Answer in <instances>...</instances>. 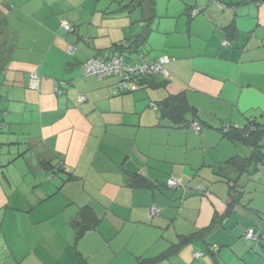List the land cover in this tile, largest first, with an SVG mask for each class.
<instances>
[{"label":"crops","instance_id":"0c3cea01","mask_svg":"<svg viewBox=\"0 0 264 264\" xmlns=\"http://www.w3.org/2000/svg\"><path fill=\"white\" fill-rule=\"evenodd\" d=\"M219 1L205 2L183 29L160 21V43L143 52L172 57L169 75L122 92L117 77L85 75L82 62L127 42V17L113 21L89 0H0V130L38 157L32 181L40 189L20 206L30 220L26 264H264V159L240 172L229 159L254 151L221 131L264 125V1ZM141 26H130L131 38ZM33 71L38 89L28 85ZM177 94L196 109L179 125L160 113ZM42 159L61 171L47 172ZM83 209L97 224L78 238ZM249 228L260 243L246 237Z\"/></svg>","mask_w":264,"mask_h":264},{"label":"rangeland","instance_id":"374dc122","mask_svg":"<svg viewBox=\"0 0 264 264\" xmlns=\"http://www.w3.org/2000/svg\"><path fill=\"white\" fill-rule=\"evenodd\" d=\"M89 1L98 4V9L101 10L102 14L105 11V13H108L105 15L113 16L114 18H111L113 21L124 22L123 20L127 17L129 39L133 34L130 33V26L135 25L136 28H142L140 20L147 17V13H145L147 3L141 4L143 0ZM207 1H209V4L215 3V5L220 2L216 0H155L156 17L150 24L152 37L149 42H145L141 50L149 52L148 46H150L151 42L156 44L160 43L156 42L160 21L161 24H174L179 20V28L183 29L185 21L190 19L185 12L187 5H195L201 8ZM124 6H126L125 9H121ZM142 7L145 11L141 9ZM203 14L204 11L192 18L191 22L198 16L201 18ZM132 55L133 57L137 56L136 54ZM160 113L162 116V111ZM234 125L242 126L236 123ZM7 135L8 132H1L0 130V264H26L23 258L26 250L23 236H25V229H27V224L30 220L27 211L25 209L22 210L20 206H23L25 202H29L30 200L28 198L32 197L40 189V186L33 185L34 183L32 181L35 172L33 164H37L38 157L33 150L34 158H32V149H30L25 139L19 135L11 139L7 137H10L12 133H9V136ZM12 208H20L19 210L21 211L8 212L9 215L10 213H17V215L5 219V211H11ZM39 225L38 227L41 228V224ZM18 228L21 229L20 233L16 232ZM10 231L13 233L11 239L9 238ZM32 231L38 232V230L35 231L33 229ZM4 234H7V237ZM33 237L34 239H39L37 234H34ZM10 252L16 254L17 261L14 258V254Z\"/></svg>","mask_w":264,"mask_h":264},{"label":"trees","instance_id":"16d2710c","mask_svg":"<svg viewBox=\"0 0 264 264\" xmlns=\"http://www.w3.org/2000/svg\"><path fill=\"white\" fill-rule=\"evenodd\" d=\"M217 1H219V0H217ZM255 1L260 3V2H263L264 0H255ZM143 3H147V8H146V13H147L146 16L147 17L145 16L146 18L141 20V22L144 26L142 32L140 34L134 36L133 38L129 39L127 42L121 41V42L114 43L112 45V47L102 51V53L100 52L96 56L105 55L108 52H111L113 49H120L123 53H125L126 56H128L132 60H136L139 57L140 53L144 54L150 62L156 61L159 58L158 57L157 59L151 60V59H149L148 55L145 54L141 50L142 49L141 47L145 44V42L147 43L148 37L152 32V28H151L150 24L153 21V19L156 17L155 0H143L141 2V4H143ZM125 7L126 6L122 7L121 9H125ZM141 9L143 11H145L143 9V7ZM202 11H203L202 9L198 8L195 5H187L185 12L187 13L188 17L190 19H192V18L196 17L198 14H200ZM0 22H2V21H0ZM63 23H62V25H63ZM230 26L231 25H228L227 27H225L226 30L227 29L230 30V28H231ZM63 27H64V25H63ZM73 27H74L73 31H68L65 29V27H64V29L66 32H75V26H73ZM125 45H127V46H125ZM132 54H136L137 56L133 57ZM92 57H94V56H92ZM169 58H170V61L173 60L172 57H169ZM168 63H166V64H168ZM156 77H162V76L155 75V74L145 75V76H142L141 78H139L136 82H133V81L130 82V86H131V84L143 85V84L147 83L148 81H150L151 79L156 78ZM55 91L57 93H62L63 92L62 86L56 87ZM161 111H162V116L170 118L177 125L183 123L186 120V114L187 113H192L193 115H196V109L188 103L187 99L185 98V96L183 94H177V95L170 96L161 105ZM194 123H198V122L193 121V124ZM226 126H228V130L226 132H224L223 130H224V127H226ZM221 131L223 132V134L225 136H228L232 140L241 141V142H244L246 144H249L250 147H252V149L254 151L252 156L247 157V158L233 157V158L229 159V162L234 164L235 167L238 170H240V172L245 171L247 168H249L251 166L252 162L260 161V160L264 159V154L262 153V148H264V125H261L258 122L253 121V120L252 121L250 120L248 122V124H246L244 126H239V127L238 126L236 127V125H232L230 123L229 124L227 123V124L222 126ZM40 164L44 170H46L47 172L52 173V174H57L58 171H61V169H62V166L56 167V165L52 164L51 161L45 160V159H42ZM70 176H73V175L70 174ZM136 178H137L138 182H140V183L143 181L142 178H140L138 176H134V179H136ZM84 215L86 216V209H83V211L81 213V216H82L81 220H79L80 217H77V220H74V225H76V228H77V235H78L77 237L78 238L84 233V231L95 227L97 224V219H95L91 222L85 221ZM256 232H257V230H256ZM257 236H258V233H257ZM258 238H259V236H258ZM184 240L185 239H182L180 244H182L184 242ZM255 242L260 243V238L258 241H255ZM210 249H209L210 252H214L212 250V248H210ZM157 263H158V261L156 259H145V260H141V262L139 264H157Z\"/></svg>","mask_w":264,"mask_h":264},{"label":"built area","instance_id":"2783aa9c","mask_svg":"<svg viewBox=\"0 0 264 264\" xmlns=\"http://www.w3.org/2000/svg\"><path fill=\"white\" fill-rule=\"evenodd\" d=\"M64 27L68 31H73L74 27L69 22L63 23ZM226 44V42H224ZM127 46V45H125ZM76 47L70 45L68 51L73 53ZM170 61L168 56H161L156 61L150 62L148 58L140 53L136 60H132L127 57L120 49H113L102 56L88 57L82 63V68L85 75L95 76L98 79L117 77V86L120 91H129L131 88L130 82H136L139 78L145 75L155 74L162 77L169 75V72L165 68V64ZM29 87L31 89H38L40 85V76L37 72L33 71L29 75ZM85 97L80 96L79 101H84ZM154 107H157L154 105ZM234 125V124H232ZM194 128L199 131L201 129L198 123L193 124ZM231 126V125H230ZM237 127V126H236ZM239 127V126H238ZM228 130V126L224 127V132ZM168 187L175 189L179 186L178 180L170 178L167 182ZM160 212V208L156 205L151 207V214L155 215ZM245 235L248 239L258 241L257 232L254 228L246 230ZM202 252H196L195 257H202Z\"/></svg>","mask_w":264,"mask_h":264}]
</instances>
